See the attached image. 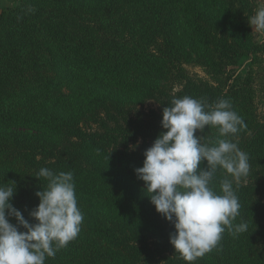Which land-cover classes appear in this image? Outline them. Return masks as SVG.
<instances>
[{
  "label": "trees",
  "instance_id": "obj_1",
  "mask_svg": "<svg viewBox=\"0 0 264 264\" xmlns=\"http://www.w3.org/2000/svg\"><path fill=\"white\" fill-rule=\"evenodd\" d=\"M255 13L252 0H21L0 11V185L15 183L10 203L34 224L29 212L47 184L36 173L71 171L83 214L76 239L45 264H187L170 243L174 225L134 172L167 131L163 108L184 96L231 102L246 127L230 139L250 164L233 222L248 231L226 230L194 264H264V119L254 107L264 44L248 23ZM195 135L208 143L218 130ZM225 175L213 179L218 194Z\"/></svg>",
  "mask_w": 264,
  "mask_h": 264
},
{
  "label": "clouds",
  "instance_id": "obj_2",
  "mask_svg": "<svg viewBox=\"0 0 264 264\" xmlns=\"http://www.w3.org/2000/svg\"><path fill=\"white\" fill-rule=\"evenodd\" d=\"M248 23L252 30L264 32V8L248 17ZM161 125L167 131L144 151L143 166L134 172L144 182L156 211L174 225L170 243L175 252L187 264H194L218 248L226 230L233 236L248 231L247 222H233L240 215L236 188L249 175V156L230 139L246 124L228 99L209 104L203 98L184 96L173 97L163 108ZM205 126L216 128L218 136L201 143L195 133ZM203 161L207 167L197 173ZM218 170L227 174L220 181L221 194L212 186ZM35 176L47 184L36 193L39 204L29 212L37 221L34 224L10 203L15 183L0 185V264H45L46 258H54L81 230L83 214L77 205L73 173L57 174L44 167ZM20 226L26 231H19Z\"/></svg>",
  "mask_w": 264,
  "mask_h": 264
},
{
  "label": "rangeland",
  "instance_id": "obj_3",
  "mask_svg": "<svg viewBox=\"0 0 264 264\" xmlns=\"http://www.w3.org/2000/svg\"><path fill=\"white\" fill-rule=\"evenodd\" d=\"M21 0H0V11L4 10L5 8L16 6L20 3ZM255 4L256 11H258L260 8H264V0H252ZM254 30V29H253ZM254 33L256 35L257 40L264 44V32H256L254 30ZM251 60L252 57H245L241 60L240 64L237 67V71L239 75H244L249 68L251 67ZM190 72L193 74H199L201 76H205L203 70L196 66H189L188 67ZM256 70H258L261 74V79L257 80V88L260 89V92H258V96L255 102V111L257 114V117L259 119H264V61L261 65H255ZM237 73V74H238ZM260 83V85H259ZM153 106L152 102L147 103V107Z\"/></svg>",
  "mask_w": 264,
  "mask_h": 264
}]
</instances>
